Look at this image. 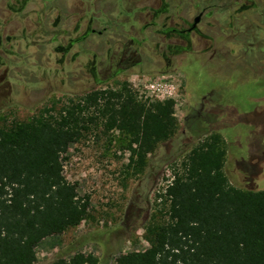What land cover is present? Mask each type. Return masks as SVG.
Returning <instances> with one entry per match:
<instances>
[{
    "label": "trees",
    "instance_id": "obj_1",
    "mask_svg": "<svg viewBox=\"0 0 264 264\" xmlns=\"http://www.w3.org/2000/svg\"><path fill=\"white\" fill-rule=\"evenodd\" d=\"M173 106L172 100L139 101L123 84L90 92L55 116L0 127V264H35L43 239L88 216V200L62 174L70 144L93 129L123 131L141 171L177 130ZM224 162L217 135L194 146L161 196L164 212L145 226L149 248L120 255L115 264H264V190L233 186ZM98 263L92 254L76 253L48 264Z\"/></svg>",
    "mask_w": 264,
    "mask_h": 264
},
{
    "label": "flooded vegetation",
    "instance_id": "obj_2",
    "mask_svg": "<svg viewBox=\"0 0 264 264\" xmlns=\"http://www.w3.org/2000/svg\"><path fill=\"white\" fill-rule=\"evenodd\" d=\"M252 20L264 26V0H0V116L6 119L14 96L28 88L76 94L120 78L170 84L177 79L166 74L202 73L212 79L225 73L230 31H237L238 93L248 106L239 112L253 116L248 132L260 151L251 161L241 151L240 184L264 190V123L258 122L264 121V34H252ZM204 87L193 91L197 114L215 116L223 92ZM239 127L246 135L244 119Z\"/></svg>",
    "mask_w": 264,
    "mask_h": 264
},
{
    "label": "rangeland",
    "instance_id": "obj_3",
    "mask_svg": "<svg viewBox=\"0 0 264 264\" xmlns=\"http://www.w3.org/2000/svg\"><path fill=\"white\" fill-rule=\"evenodd\" d=\"M257 17L250 16L251 19ZM253 21L249 23L251 30L255 31L252 34H264V26ZM238 37L237 31H230L223 64L225 73H216L212 79H206L202 73L191 76L166 74L170 79L175 76L177 80L161 84L148 79L120 78L98 88L97 91L119 89L126 84L139 101L171 99L177 130L147 156L141 171H136L130 160L129 138L123 131L102 133L100 128L93 129L79 142L70 144L62 159V174L75 187L78 197L88 200V216L62 235L43 239L35 250V264H48L57 258L68 259L76 253L92 254L98 258V264H115L120 255L148 249L144 229L153 215L158 211L164 212L161 198L164 190L186 154L210 135L218 136V146L225 152L224 172L230 183L241 187V151L245 152L246 161H251L260 151L258 138L248 132L254 122L253 116L242 117L239 112L240 106L242 109L248 106L240 102L238 93ZM204 85L216 94L223 92L225 103L213 107L215 116L197 114L193 91L205 88ZM88 93L22 90L14 96L15 107L4 111L7 118L0 116V127L29 121L40 114L55 116L71 101L77 103ZM243 119L249 126L244 136L239 127ZM258 122L264 123L262 118H258ZM245 167L250 171L254 166L247 162Z\"/></svg>",
    "mask_w": 264,
    "mask_h": 264
},
{
    "label": "built area",
    "instance_id": "obj_4",
    "mask_svg": "<svg viewBox=\"0 0 264 264\" xmlns=\"http://www.w3.org/2000/svg\"><path fill=\"white\" fill-rule=\"evenodd\" d=\"M160 86V85H159ZM170 98H172V97H170ZM167 100H169V99H167Z\"/></svg>",
    "mask_w": 264,
    "mask_h": 264
}]
</instances>
